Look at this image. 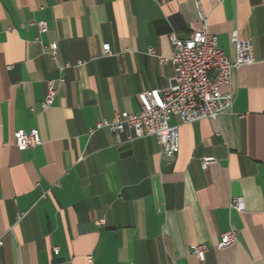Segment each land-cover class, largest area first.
Wrapping results in <instances>:
<instances>
[{
  "label": "crops",
  "instance_id": "1",
  "mask_svg": "<svg viewBox=\"0 0 264 264\" xmlns=\"http://www.w3.org/2000/svg\"><path fill=\"white\" fill-rule=\"evenodd\" d=\"M198 5L231 60L234 32L253 45L254 63L223 89L232 109L193 124L173 117L172 158L155 137L129 141L133 130L89 135L170 86L171 36L200 27ZM33 129L42 145L20 150L14 133ZM206 157L217 162L203 169ZM232 230L238 244L217 249ZM0 240V264H264V0H0ZM201 244L203 261L192 254Z\"/></svg>",
  "mask_w": 264,
  "mask_h": 264
},
{
  "label": "built area",
  "instance_id": "2",
  "mask_svg": "<svg viewBox=\"0 0 264 264\" xmlns=\"http://www.w3.org/2000/svg\"><path fill=\"white\" fill-rule=\"evenodd\" d=\"M200 27L192 32L187 39L171 36L173 53L171 61L175 67V77L170 86L163 90L153 89L139 94L142 105L140 113H117L112 119L101 120L95 127L89 129V135L97 131L109 130L118 135L133 130L135 137L128 136L129 141L155 137L162 147V155L166 158L174 157L180 150L179 126L170 125L173 117L181 119L183 124H193L205 119H216L219 115L230 111L235 97L232 92H223L231 87L232 71L254 63V49L250 40H241L237 32L231 36L235 47V58L231 60L219 46L218 37L210 33L208 17L198 5ZM40 33L48 31L46 22L38 23ZM40 41L39 39H37ZM51 56L56 58L58 44L50 45ZM105 56H112L111 46L103 45ZM149 55L155 56L154 49H149ZM165 61V60H163ZM63 83V79H59ZM56 81L47 83V94L43 101L44 110L50 108L57 95ZM15 145L20 150L36 148L42 145L39 131L18 130L14 133ZM216 159L206 157L202 160L203 169L216 163ZM232 208L239 212L246 210L243 197H236L232 201ZM23 215H19L21 220ZM105 219L95 222L103 226ZM238 236L235 231H228L221 237L216 248L224 250L235 247ZM3 243L0 240V246ZM58 253V249H54ZM208 246L201 244L192 247V254L203 261ZM90 259V257H89Z\"/></svg>",
  "mask_w": 264,
  "mask_h": 264
}]
</instances>
